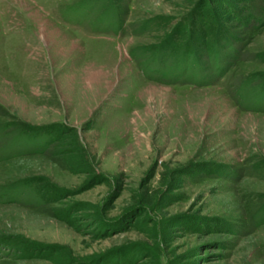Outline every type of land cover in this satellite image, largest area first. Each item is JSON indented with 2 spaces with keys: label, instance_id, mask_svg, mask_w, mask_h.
I'll return each instance as SVG.
<instances>
[{
  "label": "rangeland",
  "instance_id": "1",
  "mask_svg": "<svg viewBox=\"0 0 264 264\" xmlns=\"http://www.w3.org/2000/svg\"><path fill=\"white\" fill-rule=\"evenodd\" d=\"M32 178L0 264H264V0H0V191Z\"/></svg>",
  "mask_w": 264,
  "mask_h": 264
},
{
  "label": "trees",
  "instance_id": "2",
  "mask_svg": "<svg viewBox=\"0 0 264 264\" xmlns=\"http://www.w3.org/2000/svg\"><path fill=\"white\" fill-rule=\"evenodd\" d=\"M200 15V17H196L194 21H187V24H185L187 27L185 29L186 33L188 34L189 38H193V45L205 47L206 50H208L209 54L213 53L214 55L216 54V56H218V49L216 48L215 51V46L217 47L218 44L216 45V41L215 43H213V40L211 41V38H215L217 35L220 34L216 32L215 25L211 23L212 21L210 19V15L203 13H201ZM181 33L183 34L184 32L181 31ZM216 38L220 37L217 36ZM19 133L21 136H24L28 139H33L34 141H36L38 138H44L45 141L42 144L43 146L40 147H46L47 144H51L58 141L64 132L63 127L59 125H50L45 127H23L19 131ZM19 188H22L24 190L26 188L33 190L39 204L45 205L49 203H54L60 199L59 190L53 184L43 178H32L23 181L19 184L13 185L9 188L2 189L0 191V194H2L0 200L5 202L17 201L16 198L19 192ZM262 209L264 212V207ZM62 212L65 213L66 211ZM56 217L60 220L65 221L69 226H73V220L68 219L67 215H57ZM259 223H264V218ZM21 251L24 254H32L35 252H39L40 250L38 247L35 246H24L22 247Z\"/></svg>",
  "mask_w": 264,
  "mask_h": 264
}]
</instances>
